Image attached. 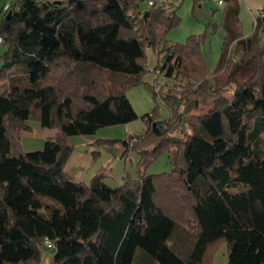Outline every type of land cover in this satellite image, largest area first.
Here are the masks:
<instances>
[{"label": "trees", "instance_id": "trees-1", "mask_svg": "<svg viewBox=\"0 0 264 264\" xmlns=\"http://www.w3.org/2000/svg\"><path fill=\"white\" fill-rule=\"evenodd\" d=\"M140 1L15 0L10 18L0 10V264H40L47 238L48 264H210L222 239L228 264H264V6L245 36L237 0H225L223 53L209 73L201 36L166 39L176 8ZM147 48L158 49L166 77L186 81L154 92L171 117L146 114L148 129L122 141L124 155H139L135 179L75 180L63 135L138 118L126 87L142 81ZM29 119L59 130L24 152ZM177 123L184 134L172 139ZM163 153L170 171L146 174Z\"/></svg>", "mask_w": 264, "mask_h": 264}, {"label": "rangeland", "instance_id": "rangeland-1", "mask_svg": "<svg viewBox=\"0 0 264 264\" xmlns=\"http://www.w3.org/2000/svg\"><path fill=\"white\" fill-rule=\"evenodd\" d=\"M9 1L0 0V10ZM168 2L176 8L177 14L180 16V23L167 33L166 39L170 43H184L191 35L201 36L206 69L209 73H213L223 53L226 36L223 17L229 3L225 1L224 5H220L216 0H168ZM237 2L240 6L239 20L242 32L245 36H249L256 27L255 17L258 18L262 15L264 0H237ZM139 4L142 10L150 7L148 0H142ZM6 50V44L0 43V67L3 63L2 54ZM146 53L147 71L142 81L126 87L127 97L138 114L137 119L128 123L100 127L93 134L63 135L62 141L72 146L66 170L75 180L89 185L95 174L103 172V181L111 187H118L124 182L127 175L132 179L138 177L139 155L136 151L124 155L122 141L128 139L130 135L143 134L148 129L147 121L144 118L146 114H152L161 120H168L171 117V109L160 99L159 95L154 94L155 90L150 86V84L154 86V82L157 80V74L153 68L157 65L161 55L158 49L153 48H147ZM92 76L96 79L101 78L110 85L111 78L108 73L93 71ZM159 77L158 79L167 81H165L166 84L160 94L168 88L182 90L186 84V81L177 77H166L164 72L163 76ZM6 87V84L0 85V93ZM27 124L31 130L23 131L20 138V147L24 152L40 150L44 147L47 138L55 139L57 137L59 129L56 127H43L37 119H29ZM178 124L180 123L170 130L172 139H179L184 134L180 132L181 127ZM183 129L185 131L187 127H183ZM113 140H118V143H112ZM262 148L264 149V139ZM168 171H170V163L167 154L163 153L151 162L144 172L158 174ZM244 187L245 185L241 183L234 186L232 191H239ZM42 251L44 260L40 264H48L53 256L54 248L44 242ZM228 251V244L224 239L217 241L212 245L210 264H228Z\"/></svg>", "mask_w": 264, "mask_h": 264}, {"label": "built area", "instance_id": "built-area-1", "mask_svg": "<svg viewBox=\"0 0 264 264\" xmlns=\"http://www.w3.org/2000/svg\"><path fill=\"white\" fill-rule=\"evenodd\" d=\"M15 0H10L9 2L5 3L3 5V11H8L11 8L12 3ZM167 0H148V4L150 6L154 5L155 3H161V2H166ZM220 5H224L225 1L224 0H216ZM257 23V17H255V25ZM3 42V38L0 35V43ZM164 65L163 63V59L159 58L157 65L153 68V70L156 72L157 77H156V81L154 82V90L157 94H160L161 89L165 86L166 84V80L163 79H158L159 76H163V70H162V66ZM160 78V77H159ZM166 81V82H165ZM184 109V104H181L180 106V111L182 112ZM45 243L50 246V247H54V242H52L49 238L45 239Z\"/></svg>", "mask_w": 264, "mask_h": 264}, {"label": "water", "instance_id": "water-1", "mask_svg": "<svg viewBox=\"0 0 264 264\" xmlns=\"http://www.w3.org/2000/svg\"><path fill=\"white\" fill-rule=\"evenodd\" d=\"M12 15V10H9L8 18Z\"/></svg>", "mask_w": 264, "mask_h": 264}]
</instances>
